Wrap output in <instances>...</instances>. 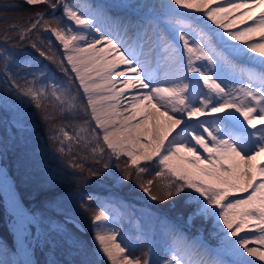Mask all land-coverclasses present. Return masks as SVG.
<instances>
[{
	"label": "snow or ice",
	"instance_id": "obj_1",
	"mask_svg": "<svg viewBox=\"0 0 264 264\" xmlns=\"http://www.w3.org/2000/svg\"><path fill=\"white\" fill-rule=\"evenodd\" d=\"M25 2L46 5L51 13L35 12L26 26L10 25L5 40L12 33L20 40L37 29L48 33L58 43L48 39L45 46L37 33L31 47L68 79L49 84L47 65L31 54L17 62L8 49H0V72L7 91L34 103L45 121L57 113L87 117L72 132L68 124L50 129L57 151L70 157L76 182L104 177L115 159L121 173L116 179L134 181L151 200L186 197L188 222H210L217 246L211 259L198 258L201 249L208 250L202 241L172 233L164 264H264V160H257L264 153V69L234 60L248 53L264 58V11L250 15L251 25L243 28L236 26L243 14L233 16L238 8L253 13L264 0H168L159 5L162 13L141 21L112 17L106 7L78 8L71 0ZM143 7L153 12L157 6ZM204 17L223 31L201 25ZM159 53L166 79L158 76L161 64L153 66ZM13 64L25 74L10 71ZM154 183L160 189L155 194ZM94 199L85 198V211ZM91 220L93 258L73 241L75 255L84 257L74 264H153L151 250L136 255V245L120 238L107 209ZM51 227L65 231L61 224ZM50 243L54 250L55 241Z\"/></svg>",
	"mask_w": 264,
	"mask_h": 264
},
{
	"label": "trees",
	"instance_id": "obj_2",
	"mask_svg": "<svg viewBox=\"0 0 264 264\" xmlns=\"http://www.w3.org/2000/svg\"><path fill=\"white\" fill-rule=\"evenodd\" d=\"M36 9H48V7L46 5H28L25 0H0V38L5 39L6 25L21 21L25 17L28 18V15ZM11 35L12 39L10 40L14 41L15 46L27 45L28 38L15 41V33ZM44 43L46 46L47 40ZM55 50L54 48L53 51ZM47 62L57 72L64 75L57 64L48 60ZM29 111L30 124H19L18 121L10 120L9 129L3 142L5 152L3 160L14 178L23 201L30 204L31 208L38 211L41 216L59 220L58 223L64 226L65 231L58 234L52 230L51 226L54 222L50 225L52 236L46 237L42 242L44 244L36 249L37 254L41 257V264H49L42 255H46L48 247L52 248V244L49 245L51 238L55 241V248L52 250L61 258L62 264H74V262L84 259L83 256L75 255L73 241H77L87 250L88 259L93 258L91 255L94 249L90 222L92 215L102 205L105 198L114 199L120 204H130L136 208H146L164 225L185 226L188 223L196 230L201 226L206 228L209 224L200 218L194 219L191 223L188 222L190 206L185 204L186 197L183 195L180 198H172L167 201H153L136 186L134 181L116 179L121 176V173L115 167V159L112 161L113 166L104 177H92L87 182L77 183L74 170L68 163L70 157L57 151L58 145L52 141L50 129L68 124V131L72 132V126L83 123L87 117L83 112H78L75 115L65 113L63 116L57 113L55 119L49 123L43 119L41 110L37 109L35 104L34 107H30ZM48 111L52 112L53 109L48 108ZM38 143L43 145L40 147ZM90 166L92 165H85L86 168ZM96 166L99 167V165ZM150 178L151 176H145V179ZM89 191L92 192L91 196L95 199L88 202L89 210L85 211L82 203ZM159 191L158 185L154 183V194ZM64 215H70L72 219L65 220L67 218ZM0 234L8 240L11 239L1 201Z\"/></svg>",
	"mask_w": 264,
	"mask_h": 264
},
{
	"label": "rangeland",
	"instance_id": "obj_3",
	"mask_svg": "<svg viewBox=\"0 0 264 264\" xmlns=\"http://www.w3.org/2000/svg\"><path fill=\"white\" fill-rule=\"evenodd\" d=\"M71 2L77 5L78 8L81 5H87V6H91L93 9L97 7L110 8L111 7L110 4H114V2L111 0H71ZM148 3L149 1L147 0H141L140 4L137 3L134 6H132V9L134 11H137L139 14V16L138 15L136 16L134 14L132 20L137 19L138 21H140L149 15L159 14L164 11L160 7L153 12H150L149 9L144 10L146 7H143V5ZM48 10L51 12L50 8H48ZM40 11L41 9H36L35 11H33L31 14L28 15V18H25L21 21L18 20L13 23H10L9 25H6L7 27L5 29H8L9 26L12 24L26 26L27 23L29 22V17L33 16L35 12H40ZM183 11H187V10H183ZM60 14H61L60 10H57L56 15L60 16ZM241 14H243L242 19L245 20L246 17L244 16L245 15L244 8L236 9V13L234 14V16L240 17ZM199 23L203 26H207V28H210V26L207 24V20L204 21L201 20L199 21ZM236 25L242 26L241 20H237ZM37 33H39V38L42 41L45 40L48 41V39H52L54 44L58 43L55 42L54 37H51L48 33L44 34L42 33V30L37 29L36 31H34L33 35L31 34V37L29 38L31 40L29 41L28 45H25L26 47L15 46L14 41H11L10 39L5 41V39L0 38V49H8L12 53L13 59L16 60L17 62L25 60L28 54L36 56L38 60H40L44 65H47V67L50 69L52 79L48 81L49 84L52 82L66 81L68 78L64 73H63L64 75H62L61 73L57 72V70L54 69L51 66V64L47 62L46 59H44L43 57H39L38 54L35 52V50L31 47V42L37 38ZM225 39L227 38L225 37ZM18 40H20V38L18 36H15V41ZM177 43L180 42L177 41ZM180 46L182 47V43L180 44ZM217 47L219 48L220 46L217 45ZM60 51L62 52V47L60 48ZM162 57H163V53L153 55L154 64L156 65L157 61L161 64V69L159 71L164 69ZM239 58L245 60L246 55H243L242 57L239 56ZM236 63L237 64L239 63L238 65L241 66L240 62H236ZM250 69L255 71H260L263 68L256 64H253L251 65ZM121 70H123V66H121ZM10 71L14 73L18 72L21 76H23L25 74L26 69L22 65L17 66L16 64H13L11 65ZM226 78L239 79L240 77L238 76L232 77L230 73H226ZM4 79L5 77L3 73L0 72V153L2 156L5 153L3 142L5 140L7 130L9 129L8 127L10 120L12 119L18 121L19 124L22 123L30 124L31 118L29 116L30 114L29 110L30 107L32 106L34 107V103L30 102L27 98L14 96L11 94V92H8L7 91L8 85L4 83ZM133 94L134 92L125 93V95L129 97ZM122 103H126V101H122ZM205 117L207 119L212 118L210 115ZM205 117L202 118L205 119ZM26 139H29V137H26ZM38 145L41 147L43 144L38 143ZM199 151H201L202 155H205L202 152V150ZM257 160L258 161L264 160V153H262L259 157H257ZM237 195L243 196L245 194H237ZM2 196H3L2 193H0V200L1 198H4ZM102 209L108 210L112 218V224L110 226H114L120 231L121 233L120 238L123 239L127 237L136 245L135 248L136 255H140L143 251L151 250L150 256L153 261V264H164V262L170 258L167 249L171 243L172 233H170L168 240H164L165 228L160 229L157 227L158 221L156 218L152 217L145 211L134 209L131 206H120L119 203H117L115 200H110V199L105 200L102 206L98 209V211ZM11 217H12L11 212L6 208L4 212V219L6 223L8 221L9 224V222L11 221ZM64 217L67 218L65 220L72 219V216L70 215H66V216L64 215ZM29 222H32L31 224L32 229L35 227L34 230H31V236L29 237L30 244L32 247L33 245H35V249H37L40 245L44 244L42 242L45 240L46 237L52 236L50 232L51 229L50 225L52 224V222H54V224H59L58 223L59 220L56 219L52 220L49 219L48 217L41 216L38 211H34V212L32 211L31 220ZM92 228L94 234L93 224H92ZM205 229L207 230L206 233H204L203 229L193 232L192 230L187 228L176 230L173 233H181L189 240L196 239L202 241L207 248H215L217 246V238L215 234L212 232V225L210 222ZM155 231L158 232L154 233ZM93 234H91V240L93 243V248L95 249L96 245L93 239ZM51 240H53V238H51ZM213 241H215L216 243H212ZM49 245H51V243H49ZM13 246H14V240L12 242H9L5 239L4 236L0 234V264H21L15 250L13 249L14 248ZM208 251L209 250H207V252ZM213 255L214 254L208 257L204 249H201L200 257L198 258H203L207 260V259H211ZM42 257H44L45 261H47L48 263L50 260L55 258L57 261H59V264H62L61 258L58 256V254H56L52 250L51 246L48 247L46 251V255H42Z\"/></svg>",
	"mask_w": 264,
	"mask_h": 264
},
{
	"label": "bare ground",
	"instance_id": "obj_4",
	"mask_svg": "<svg viewBox=\"0 0 264 264\" xmlns=\"http://www.w3.org/2000/svg\"><path fill=\"white\" fill-rule=\"evenodd\" d=\"M111 1H113L114 4H110L111 6L110 8L106 7L109 12V15H111L112 17L124 18L125 20L130 19L131 21H138L137 19L132 20L134 14L136 16L137 15L139 16L138 12L132 9V6H134L137 3L140 4L141 0H134V1L133 0H111ZM147 1H149L148 5L157 6L155 7L154 11H156V9L159 8V5L168 3V0H147ZM233 2L237 3V2H241V0H233ZM248 2L250 3L251 0H248ZM220 6L227 7V5H224V4H221ZM102 8H105V7H102ZM147 9L148 8H145L144 10H147ZM260 11H264V5H262L260 8H257L253 13H245L244 16L246 18L245 20H243V22H241L242 26H239V25H236V26L238 28L240 27L243 28L245 23L251 25V20H249L248 17L250 15L251 16L258 15ZM235 13H236V10L234 11L233 16ZM196 15H199V14L197 13ZM202 20L203 21L207 20V24L210 26L211 29H214L216 31H221V32L223 31L222 29H218L217 26L212 24L211 21H209L206 17H204ZM111 30L113 31V33L116 32L117 29L114 24L112 25ZM93 32H95V29H93ZM229 43L237 44L238 42L229 41ZM239 56L242 57L243 55L236 56L234 60L236 62H240L242 67L251 68V65L256 64L264 69V64L261 63V61L264 60V58L259 57L258 54L248 53L246 54L245 60L239 58ZM254 61L257 62L258 64L255 63ZM153 66L155 67L154 61H153ZM158 76L160 79H166V77L164 76V69L158 72ZM205 119L207 118L205 117ZM0 191L4 197V206L11 212V215H12L9 225H10L13 239H14L13 249L15 250L17 257L19 259H22L23 253L26 249V246H25L26 234L30 233L28 226H29V220L31 218V215L27 212V209L24 207L19 197L17 196V193L14 188V184L8 172L6 171L4 165L1 162V157H0ZM207 249L209 250L208 252L206 251L208 257L214 254L212 252L213 248H207Z\"/></svg>",
	"mask_w": 264,
	"mask_h": 264
},
{
	"label": "water",
	"instance_id": "obj_5",
	"mask_svg": "<svg viewBox=\"0 0 264 264\" xmlns=\"http://www.w3.org/2000/svg\"><path fill=\"white\" fill-rule=\"evenodd\" d=\"M26 251H28V249H27ZM26 251H25V252H26ZM26 259H28V262H30V260H29V256H28V252H26ZM31 264H34V263L31 262Z\"/></svg>",
	"mask_w": 264,
	"mask_h": 264
}]
</instances>
